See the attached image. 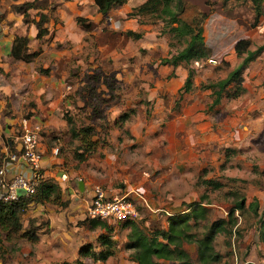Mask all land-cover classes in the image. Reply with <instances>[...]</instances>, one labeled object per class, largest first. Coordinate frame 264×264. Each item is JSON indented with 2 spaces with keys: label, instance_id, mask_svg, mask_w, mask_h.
Masks as SVG:
<instances>
[{
  "label": "rangeland",
  "instance_id": "1",
  "mask_svg": "<svg viewBox=\"0 0 264 264\" xmlns=\"http://www.w3.org/2000/svg\"><path fill=\"white\" fill-rule=\"evenodd\" d=\"M11 2L0 0V81L11 84L0 113L11 119V132L17 133L22 118L38 122L39 142L57 147L60 164L84 181L86 200L93 184L108 194L129 196L137 189L144 200L137 199V215L129 220L162 229L169 214L193 211L185 229L196 238L223 218L212 238L220 257L209 264H264L256 215L247 206L253 199L259 207L264 201V0H125L106 15L92 0H34L27 23ZM40 14L45 31L35 37L31 20ZM77 16L90 26L77 24ZM195 32L206 55L167 64ZM14 33H25L29 50H39L30 62L6 55ZM239 38L249 39L250 49L263 47L242 70L240 82L229 83L209 108L213 95L203 86L238 63L233 45ZM39 67L48 71L40 73ZM187 68L193 69L191 86L179 90ZM4 141L9 147L11 141ZM240 196L244 207L230 214ZM193 202L203 210L189 206ZM82 212L68 220L60 237L49 236L47 228L43 239L6 242L0 264L77 258L85 264H135L124 246L125 221L92 227L85 208ZM44 220L40 216L37 222ZM101 233L113 241L111 255L93 261L78 253L84 243L98 250ZM183 246L191 264H207L197 259L196 243Z\"/></svg>",
  "mask_w": 264,
  "mask_h": 264
},
{
  "label": "trees",
  "instance_id": "2",
  "mask_svg": "<svg viewBox=\"0 0 264 264\" xmlns=\"http://www.w3.org/2000/svg\"><path fill=\"white\" fill-rule=\"evenodd\" d=\"M125 0H92L96 9L102 14L106 15L109 10L117 5H120ZM34 0H22L11 3L12 11L22 14V21L24 23L29 22L27 9L34 7ZM259 12L254 15V21L257 19ZM37 20H31L36 28L35 37H40L45 31L42 21H44L43 15ZM75 22L84 28L90 26V22L84 17H75ZM128 33H131L128 31ZM136 35L137 33H132ZM28 36L23 34H15L8 48V56L12 60H22L24 62H30L33 57L39 52L36 50H29ZM263 45H259L256 50L250 49V41L247 38H239L234 42L233 50L235 54L240 57L238 63L232 67L223 77L216 81L205 84L204 88H210L213 95L209 108L212 105L217 104L220 100L222 91L229 83H239L241 80V72L247 65L248 61L252 58L256 51L260 50ZM206 55L205 46L201 40V36L198 32L192 33L185 46L179 49L167 62L171 66H175L180 62L188 63L190 59L196 60L199 57ZM186 76L183 84L178 88L179 90H188L191 86V78L193 69H186ZM48 71L45 67H39L38 72L46 73ZM83 131H87L88 127H82ZM86 136L82 137L85 140ZM9 149L12 150L10 144ZM83 154L79 153L78 158L81 159ZM1 162V159H0ZM204 182H208L214 186H219L217 182L212 183L211 179H205ZM52 202L57 206H65L67 199H62L59 185L51 178H40L31 193L18 196L14 200L2 201L0 200V259L3 258L4 250L8 245H4L6 242H14L19 238H24L28 241H34L37 239L36 229L39 226L36 217H28L26 226L23 228L21 224V216L25 211L29 202L43 203ZM200 202H193L189 206L195 205L198 209L203 210L200 206ZM254 215H256V231L259 242L264 250V201L259 207L258 201L253 199L248 202L247 205ZM188 207V206H187ZM244 207V197L240 196L236 200L232 207L229 209L231 214L232 210L242 209ZM189 208V207H188ZM193 211H186L183 213H173L166 217V227L162 229H144L143 226H137L131 220H125L124 224L129 226V232L127 234V241L125 242V248L131 250L130 258L135 264H165L161 260H171L169 264H191L189 254L184 248L183 243L194 242L197 245V259L201 262L209 264L210 262L217 261L220 257V253L216 251L212 244V238L215 232L221 230V224L224 222L223 218H218L209 223V229L203 233L200 237L196 238L195 235L185 229L188 225L189 218H194ZM197 214V213H196ZM87 217V216H86ZM89 226H103L108 228V225L104 220L97 218H89L87 220ZM97 241L100 245L98 250L93 249L90 243H84L78 249V253L83 256H88L91 260H105L112 254L113 241L107 234H98ZM55 264H85L80 258L74 261L61 260Z\"/></svg>",
  "mask_w": 264,
  "mask_h": 264
},
{
  "label": "built area",
  "instance_id": "3",
  "mask_svg": "<svg viewBox=\"0 0 264 264\" xmlns=\"http://www.w3.org/2000/svg\"><path fill=\"white\" fill-rule=\"evenodd\" d=\"M41 127L38 122L22 118L17 124L14 134L15 146L8 151L0 162V200L9 201L19 195L17 188H23L25 194L31 193L40 179L39 168L42 159V151L39 142ZM51 153L57 155V147H51ZM19 160L30 168V174L13 173L5 175V165ZM53 179V178H52ZM67 179L65 169H61L55 182ZM135 194V195H134ZM134 194H108L98 184H93L88 191L85 206V214L89 218H97L104 221H125L137 215L136 202L144 200L143 195L136 189ZM138 199V200H137Z\"/></svg>",
  "mask_w": 264,
  "mask_h": 264
},
{
  "label": "crops",
  "instance_id": "4",
  "mask_svg": "<svg viewBox=\"0 0 264 264\" xmlns=\"http://www.w3.org/2000/svg\"><path fill=\"white\" fill-rule=\"evenodd\" d=\"M13 2H17V1L13 0ZM15 34H21V33H14L8 36V41H6V48H5L7 56H8V48L11 43V39ZM2 58L0 53V60ZM14 61L15 60H13V62ZM2 78L3 76L0 74V80ZM10 85L11 84L9 83L6 84L0 81V109L2 105V96L8 93V88ZM12 89L15 90L14 87ZM0 119H3L2 121H0V159H2V157L8 151L11 150L7 146V143L4 141V139L6 138L11 141L12 150L15 149L14 148L15 143H14V134L11 132L12 129L10 127L12 122L11 119L7 116H3L1 113H0ZM16 124H18V121ZM1 134L4 136L3 139ZM40 148L42 151V159L39 168V175H40L39 177L56 179L59 173L61 172V169L65 168V166L62 165V163L60 164V158L58 155H53L51 153V147L49 148L44 143L40 142ZM53 163H57V164L52 166ZM13 173L30 174L31 172H30V168L27 167L23 162L16 160L5 165V175L10 176ZM75 173L76 171L73 170V168L69 167L68 169H66L67 179L64 181L59 180L56 182L60 187L62 199L68 200L67 204L61 207L55 204H53L54 206H47L44 204L45 202L43 203L29 202L27 207L25 208L24 213L22 214V216H25L26 218L24 222L21 219V224L23 228L26 226L28 219L27 217H36L38 219L40 216H44L45 217L44 223L40 222L39 226L36 229L37 237L39 236L41 239H43L46 233H42V232H45L44 230L47 228L50 233L49 236H54L55 234H58L57 237H60L61 234L64 233L63 229L66 228V224L68 220H71L73 218H75V220L81 218V215H83L82 209H84L86 206V199L81 194L82 190L78 188L77 182L79 178L78 176H75L76 175ZM83 187H85L84 181H82V189ZM109 193L117 194V193H112L110 191ZM76 210L79 211L76 212ZM106 222L109 223L110 221H105V223ZM81 245L82 244H79L78 247H80ZM78 247L77 246L75 247L74 253H76Z\"/></svg>",
  "mask_w": 264,
  "mask_h": 264
},
{
  "label": "water",
  "instance_id": "5",
  "mask_svg": "<svg viewBox=\"0 0 264 264\" xmlns=\"http://www.w3.org/2000/svg\"><path fill=\"white\" fill-rule=\"evenodd\" d=\"M77 185H78V188L81 190L82 189V181L80 179L78 180ZM16 193L20 196V195H24L25 191L23 188H17Z\"/></svg>",
  "mask_w": 264,
  "mask_h": 264
}]
</instances>
